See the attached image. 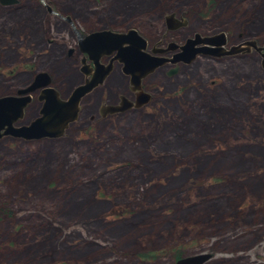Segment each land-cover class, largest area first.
<instances>
[{
    "label": "rangeland",
    "instance_id": "1",
    "mask_svg": "<svg viewBox=\"0 0 264 264\" xmlns=\"http://www.w3.org/2000/svg\"><path fill=\"white\" fill-rule=\"evenodd\" d=\"M169 14L182 24L167 28ZM69 22L133 27L161 48L217 33L224 50L264 47V0H15L0 4V95L38 72L61 98L82 82ZM113 67L60 136L0 140V264H173L176 252L264 264L260 54L165 62L143 81L145 105L101 114L130 96ZM37 93L19 124L38 115Z\"/></svg>",
    "mask_w": 264,
    "mask_h": 264
},
{
    "label": "water",
    "instance_id": "2",
    "mask_svg": "<svg viewBox=\"0 0 264 264\" xmlns=\"http://www.w3.org/2000/svg\"><path fill=\"white\" fill-rule=\"evenodd\" d=\"M14 2L15 0H0L1 5ZM46 10L49 13L57 14L48 6H46ZM64 19L69 21L68 17H64ZM165 21L167 24H171L175 20L173 15L169 14L165 17ZM69 23L77 37L79 51L86 53L87 58L92 61L94 72L88 79L75 86L65 98H61L58 92L49 86V75L45 72L35 73L32 82L23 89H17L15 95L0 96V138L11 135L16 138L32 140L60 136L68 123L75 120L81 98L100 84L108 74L111 69V61H117L122 65L121 71L129 76L131 90L137 91L139 96L134 104L121 97L119 104L100 108L101 114L120 112L129 107H137L146 103L148 95L140 91V80L165 62L189 63L197 54L217 56L232 54L236 51L247 52L253 48L260 54L261 66L264 69V47H258L254 41L246 40L224 50L222 46L225 44V40L222 33L208 36L194 34L192 38H187L182 45L177 46L179 51L171 59H167L144 52L145 40L133 28L127 29L125 32L103 29L81 35L71 22ZM197 43L201 46L195 47L194 45ZM167 50L168 47L162 51ZM111 53H113L112 58L107 64H98L101 55ZM174 72L175 68L168 70L166 74L171 75ZM35 89H39L37 100L41 102L38 115L26 125L13 126L22 118L23 109L30 101L29 93ZM209 256L206 253H197L179 257L174 260L173 264H202Z\"/></svg>",
    "mask_w": 264,
    "mask_h": 264
},
{
    "label": "flooded vegetation",
    "instance_id": "3",
    "mask_svg": "<svg viewBox=\"0 0 264 264\" xmlns=\"http://www.w3.org/2000/svg\"><path fill=\"white\" fill-rule=\"evenodd\" d=\"M174 18V17H173ZM174 22L173 23H169V24H167L166 23V26H167V28H170V29H174L176 26H179V25H181L182 24V20H181V18H179V19H177V18H174ZM73 25V24H72ZM170 25V26H169ZM74 26V25H73ZM130 28H133V27H128V28H126L124 31H120V32H125L127 29H130ZM105 30V28H100V29H96V30H93V31H88V32H83V31H81L79 28L77 29V31L81 34V35H87L88 33H90V32H94V31H97V30ZM133 29H135V28H133ZM108 30V29H107ZM136 31V33L139 35V36H141L138 32H137V30H135ZM74 34V33H73ZM74 36H75V46H76V51L74 52L73 50H72V48L71 49H68V54L70 55V54H72L73 52L74 53H76V54H79L80 56H79V61H77V63H78V66L79 67H77L78 68V71H79V73L81 74V76H82V82H83V80H85V79H88L89 77H90V75L94 72V64L92 63V61L91 60H89L88 58H87V54L86 53H84V52H81V51H79V48L77 47V37H76V35L74 34ZM144 40H145V44H146V47H145V49L143 50L144 52H146V53H148V54H151V55H157V56H163V57H165V54H167V55H170L171 56V58H172V56L175 54V53H177L178 51H179V49H178V47L177 46H179V45H177V44H175V43H171V42H169V43H167L166 44V46L165 47H159V45H160V42L159 41H156L155 43H153V45H149L148 44V42H147V40L143 37V36H141ZM186 40V39H185ZM185 42V41H184ZM226 43V42H225ZM164 45V44H163ZM180 45H182V44H180ZM195 47H197V46H201L199 43H197V44H195L194 45ZM168 47V50L167 51H162L163 49H165V48H167ZM169 47H174V48H169ZM112 55H113V53H111V54H109V55H101L100 57H99V59H98V64H101V65H105V64H107L108 62H109V60L112 58ZM169 56V57H170ZM165 58H167V57H165ZM171 58H167V59H171ZM77 60V59H76ZM80 63V64H79ZM114 65H116V67H118L119 68V70L121 71V67H122V65L120 64V63H118L117 61H111V69H110V71L108 72V74L105 76V78L103 79V82H104V80L105 79H108V77H109V75L111 74V72H112V70L114 69ZM170 69H172V68H170ZM154 71V70H153ZM121 73L127 78V81H128V90H129V93H130V96L128 97L127 96V99H128V101L129 102H131L132 104H134L136 101H137V99H138V96H139V94H137V91H132L131 90V85L129 84V76L128 75H126V74H124L122 71H121ZM152 73V72H151ZM151 73H149L148 75H150ZM148 75H146L145 77H143L141 80H140V83H139V85H140V91H142V92H145L146 94H147V91H146V88L144 87V85H143V81H144V79L148 76ZM111 77V76H110ZM109 77V78H110ZM81 82V83H82ZM102 82V83H103ZM81 83H79V84H81ZM99 85V84H98ZM100 86V85H99ZM97 87V86H96ZM96 87H94L90 92H88L87 94H85L82 98H81V100L84 98V97H86V95H90V94H92V92L96 89ZM38 93H39V89H38ZM38 93H37V95H38ZM8 95V94H7ZM12 95H15V94H12ZM36 95V96H37ZM0 96H4V95H0ZM60 96V95H59ZM61 97V96H60ZM148 98H149V96H148ZM148 100V99H147ZM80 102V101H79ZM29 104H30V101H29ZM28 104V105H29ZM146 104V103H145ZM144 104V105H145ZM28 105H26V107L28 106ZM106 106H108L107 104H102V105H100V107L99 108H102V107H106ZM26 107L23 109V114H24V110L26 109ZM23 117V116H22ZM22 119L23 118H21L20 120H18L16 123H14L13 124V126H17V125H26L27 123H22V124H19L20 123V121H22ZM33 119V118H32ZM5 137H11V138H14L13 136H11V135H5V136H2L1 138H0V140L2 139V138H5ZM23 140H25V141H28V140H26V139H23Z\"/></svg>",
    "mask_w": 264,
    "mask_h": 264
},
{
    "label": "trees",
    "instance_id": "4",
    "mask_svg": "<svg viewBox=\"0 0 264 264\" xmlns=\"http://www.w3.org/2000/svg\"><path fill=\"white\" fill-rule=\"evenodd\" d=\"M173 255H174V257H173V258H174V260H175V259H177V258H179V257H181V256H180V254H179V253H177V252H176V253H174Z\"/></svg>",
    "mask_w": 264,
    "mask_h": 264
},
{
    "label": "bare ground",
    "instance_id": "5",
    "mask_svg": "<svg viewBox=\"0 0 264 264\" xmlns=\"http://www.w3.org/2000/svg\"><path fill=\"white\" fill-rule=\"evenodd\" d=\"M72 24V23H71Z\"/></svg>",
    "mask_w": 264,
    "mask_h": 264
}]
</instances>
